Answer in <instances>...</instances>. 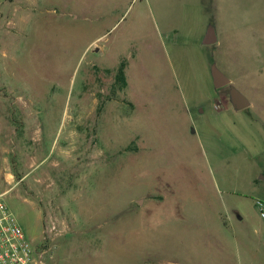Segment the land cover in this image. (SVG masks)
Wrapping results in <instances>:
<instances>
[{
  "label": "rangeland",
  "instance_id": "rangeland-1",
  "mask_svg": "<svg viewBox=\"0 0 264 264\" xmlns=\"http://www.w3.org/2000/svg\"><path fill=\"white\" fill-rule=\"evenodd\" d=\"M0 124L45 264H264V0H0Z\"/></svg>",
  "mask_w": 264,
  "mask_h": 264
},
{
  "label": "built area",
  "instance_id": "built-area-1",
  "mask_svg": "<svg viewBox=\"0 0 264 264\" xmlns=\"http://www.w3.org/2000/svg\"><path fill=\"white\" fill-rule=\"evenodd\" d=\"M258 216L264 221V200H255ZM17 220L0 196V264H44Z\"/></svg>",
  "mask_w": 264,
  "mask_h": 264
},
{
  "label": "water",
  "instance_id": "water-1",
  "mask_svg": "<svg viewBox=\"0 0 264 264\" xmlns=\"http://www.w3.org/2000/svg\"><path fill=\"white\" fill-rule=\"evenodd\" d=\"M217 41L215 28L213 25H209L202 39L203 45L215 44ZM210 75L212 79V85L215 89H219L224 86H229V101L233 110L240 111L249 106L248 100L238 92L234 87L230 85V81L216 68L215 65L211 66Z\"/></svg>",
  "mask_w": 264,
  "mask_h": 264
},
{
  "label": "trees",
  "instance_id": "trees-1",
  "mask_svg": "<svg viewBox=\"0 0 264 264\" xmlns=\"http://www.w3.org/2000/svg\"><path fill=\"white\" fill-rule=\"evenodd\" d=\"M114 85L119 91L126 88L125 62H122L114 73Z\"/></svg>",
  "mask_w": 264,
  "mask_h": 264
},
{
  "label": "crops",
  "instance_id": "crops-1",
  "mask_svg": "<svg viewBox=\"0 0 264 264\" xmlns=\"http://www.w3.org/2000/svg\"><path fill=\"white\" fill-rule=\"evenodd\" d=\"M216 33V32H215ZM205 34V33H204ZM204 36V35H203ZM203 39V38H202ZM216 43H217V41H216ZM1 125V124H0ZM4 162H5V168H6V170H5V173H6V177H7V181L8 182H10L11 181V178H12V175H11V173H8L7 172V166H8V164H7V161H6V159L4 160ZM7 165V166H6ZM26 176H27V174H24V176H22L20 179H19V182L20 181H23L25 178H26ZM43 258H42V260H43V263H44V256H42ZM45 264V263H44Z\"/></svg>",
  "mask_w": 264,
  "mask_h": 264
},
{
  "label": "flooded vegetation",
  "instance_id": "flooded-vegetation-1",
  "mask_svg": "<svg viewBox=\"0 0 264 264\" xmlns=\"http://www.w3.org/2000/svg\"><path fill=\"white\" fill-rule=\"evenodd\" d=\"M225 87H228V89H229V86H225ZM36 251H37V249H35Z\"/></svg>",
  "mask_w": 264,
  "mask_h": 264
}]
</instances>
